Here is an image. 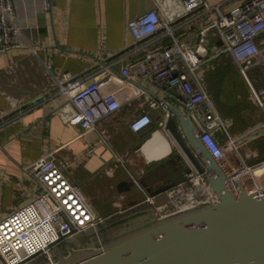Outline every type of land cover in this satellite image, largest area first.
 <instances>
[{"label": "crops", "instance_id": "obj_1", "mask_svg": "<svg viewBox=\"0 0 264 264\" xmlns=\"http://www.w3.org/2000/svg\"><path fill=\"white\" fill-rule=\"evenodd\" d=\"M13 1L17 22L36 53L23 49L0 55V111L6 112L0 115V218L38 195V185L24 167L51 152H55L105 219H134L142 224L163 216L166 209L161 215L157 205L168 202V191L155 196L151 192L167 182L184 179V169H170L166 161L180 148L170 132L160 126L163 111L151 109L152 124L136 132L130 123L144 107L133 96L134 88L115 81L105 86L103 92H117L122 102L118 112L101 121L109 142L122 157L118 160L107 145L100 143L96 131L83 134L79 126L65 120L60 109L67 97L59 94L54 84L63 73L79 78L105 65L97 58L108 60L106 64L115 68L112 72L120 75L122 65L135 64L146 53L114 65L115 57H125L135 46L128 22L150 10L159 11L164 20L179 18L183 0H52L50 10L46 9L45 0ZM206 1L220 4L228 12L245 0ZM174 24L181 26L177 31L180 38L198 42L207 19L200 25L184 19H176ZM214 38L213 35L210 44ZM169 41L166 37L160 44ZM257 42L264 48V32ZM148 93L155 98L164 96L154 88ZM253 105L260 111V119L243 129L235 124V115L222 114L231 123L232 135H240L264 120L261 108L255 102ZM173 106L182 108V103L176 100ZM227 139L225 135L222 142ZM228 157L235 165L233 153ZM131 180H137V184L121 192L120 183Z\"/></svg>", "mask_w": 264, "mask_h": 264}, {"label": "built area", "instance_id": "obj_2", "mask_svg": "<svg viewBox=\"0 0 264 264\" xmlns=\"http://www.w3.org/2000/svg\"><path fill=\"white\" fill-rule=\"evenodd\" d=\"M52 6V0H45L47 10ZM214 13L217 17H213ZM176 19L198 25L207 19L199 41L180 38L177 31L181 26L174 24ZM127 25L135 46L125 57L124 54L115 57L114 65L135 54L146 52L145 55L135 64L122 65L120 75L112 72L115 69L112 65L105 64L83 77L75 78L70 73L56 77L57 92L67 97L60 109L65 120L79 126L83 134L96 131L100 143L107 145L121 160L101 121L118 112L122 102L117 92H103L105 86L115 81L134 88L133 96L144 107L130 123L136 132L146 130L152 124L151 109L166 111L160 121V126L165 129L173 115L170 107L173 101L179 100L181 109L233 185L241 179L249 193L264 190V159L249 163L247 159L251 154L245 155L242 150L250 140L264 136V120L240 135H232L231 123L218 109L205 80L208 68L214 67L223 56H231L249 85L252 100L264 113V86L257 87L249 75L256 67L264 68V48L257 42L264 32V0H245L228 12H224L220 4L210 5L206 0H183V13L179 18L164 20L159 11L150 10ZM212 34L215 41L210 44ZM166 37L172 42L161 45L160 41ZM23 49L36 53L17 22L14 1L0 0V55ZM150 88L164 96L152 97L148 93ZM5 113L0 111V115ZM218 130L226 134V142L216 137ZM230 153H233L235 165L229 161ZM187 163L189 169L184 173V179L168 190V202L157 205V211L163 216L219 200L207 172H199L189 161ZM24 168L37 183L39 193L30 202L0 218V264H31L35 260L54 263V246L97 229L104 218L55 152Z\"/></svg>", "mask_w": 264, "mask_h": 264}, {"label": "water", "instance_id": "obj_3", "mask_svg": "<svg viewBox=\"0 0 264 264\" xmlns=\"http://www.w3.org/2000/svg\"><path fill=\"white\" fill-rule=\"evenodd\" d=\"M170 109L173 115L165 130L180 148L177 155L199 172H207L218 202L157 216L95 247L75 242L67 254L59 253L54 263L45 264H264V190L249 193L241 179L233 185L186 112L175 106ZM135 184V180L123 181L119 189L129 190ZM176 184L167 182L151 194Z\"/></svg>", "mask_w": 264, "mask_h": 264}, {"label": "trees", "instance_id": "obj_4", "mask_svg": "<svg viewBox=\"0 0 264 264\" xmlns=\"http://www.w3.org/2000/svg\"><path fill=\"white\" fill-rule=\"evenodd\" d=\"M172 39L167 42L165 45H169ZM205 80L208 86V90L210 95L213 97L214 101L216 102L218 109L222 114H233L236 117V125L243 129L246 126L254 124L256 121L260 119V115H254V105L253 102L249 99V93L244 94L243 100L239 98V94L236 93L232 95L231 100L224 101L221 93L218 89L219 87L223 88L224 82L229 78H234L237 75H241V72L234 62L231 56H223L220 60H218L214 67H210L206 70ZM250 77L254 84L257 87L264 86V68L256 67L252 71H250ZM242 76V75H241ZM245 80V79H244ZM246 82V80H245ZM247 84V83H246ZM248 86V84H247ZM243 101V102H242ZM246 101V102H245ZM233 102V103H232ZM223 131L218 130L216 132V137L222 142L223 137H225ZM224 142V141H223ZM257 146L262 153V159H264V136L257 139ZM177 155V154H176ZM178 156V155H177ZM179 159V158H178ZM187 163L184 159L180 160V166L185 171ZM170 169H173L170 168ZM184 177V172H183Z\"/></svg>", "mask_w": 264, "mask_h": 264}, {"label": "rangeland", "instance_id": "obj_5", "mask_svg": "<svg viewBox=\"0 0 264 264\" xmlns=\"http://www.w3.org/2000/svg\"><path fill=\"white\" fill-rule=\"evenodd\" d=\"M208 45L210 46V44ZM241 75L240 76L237 75L232 79L229 78L224 82L223 88L219 87L220 89L218 90L220 91L224 101L227 100L230 101L232 95L238 92L242 93L239 94L238 96L241 100H243L242 98H244V94H247L248 92L249 99L254 103V101L251 98L249 85L247 86L248 83L247 81L245 82L246 80L245 77ZM254 113H255L254 115H259L260 111H258L256 107H254ZM242 150L245 155L251 154V156H249L247 159L249 163H256L262 160V153L260 152L257 146V139L250 140L248 143L243 145ZM187 169H189L188 163L185 167L184 173L187 171ZM106 175L108 176V173H106ZM106 207L109 208V206ZM103 218H104L103 221L98 225L97 229L75 235L73 237H70L69 239L62 241L60 244L54 246V248L52 249L54 262L57 260V255L59 253L67 254L71 248L75 247V242L85 247H95L96 245L101 244V242L102 243L105 242L109 237L115 236L121 232L133 229L141 225V223L138 222V220H134V219L130 221L127 220V222L126 221L123 222V221H118V219H109V218L105 219L104 216ZM45 263H51V262L35 260L31 264H45Z\"/></svg>", "mask_w": 264, "mask_h": 264}, {"label": "flooded vegetation", "instance_id": "obj_6", "mask_svg": "<svg viewBox=\"0 0 264 264\" xmlns=\"http://www.w3.org/2000/svg\"><path fill=\"white\" fill-rule=\"evenodd\" d=\"M178 158H179V159H178ZM180 160H182V158L180 159L179 155H178V156L176 155V158H175V155H174L173 158H171L170 160H168V161H169L170 168L173 167V169H175L174 166H176L177 168H178V167H181V166H180ZM177 165H178V166H177Z\"/></svg>", "mask_w": 264, "mask_h": 264}, {"label": "bare ground", "instance_id": "obj_7", "mask_svg": "<svg viewBox=\"0 0 264 264\" xmlns=\"http://www.w3.org/2000/svg\"><path fill=\"white\" fill-rule=\"evenodd\" d=\"M168 153H170V151L166 152L164 155H166V154H168ZM164 155H162V156H164Z\"/></svg>", "mask_w": 264, "mask_h": 264}]
</instances>
